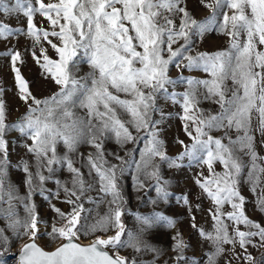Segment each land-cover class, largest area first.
Instances as JSON below:
<instances>
[{
  "label": "snow or ice",
  "instance_id": "6c2138e0",
  "mask_svg": "<svg viewBox=\"0 0 264 264\" xmlns=\"http://www.w3.org/2000/svg\"><path fill=\"white\" fill-rule=\"evenodd\" d=\"M201 4L211 11L203 20L191 16L184 0H35V4L33 0H0V15L22 13L27 20L25 34L33 38V44H40L43 38L58 57L52 59L43 47L40 56L32 53L48 74L45 78L50 77L59 89L38 99L17 67L18 61L23 63L21 53H5L11 57L16 87L26 112L16 122L6 123L5 103L0 99V220L5 222L0 227V246L10 243L7 231L17 239L27 237L28 242L20 248L19 264H157L163 250L149 243L146 233L157 224L175 228L177 221L160 211L151 215L136 212L132 215L138 227L128 229L122 220L125 199L120 177L127 171L124 165L131 167L130 161L134 162L137 190L145 187L140 179L142 173L155 181L157 197L167 202L170 181L161 175V164L169 169L180 168L185 158L207 167L208 174L201 172L195 183L215 206L214 210L209 209L214 233L197 229L195 216L191 217L192 227L214 249L204 253V264H217V258L226 251L225 244L233 246V253L238 244L246 264H264V254L257 259L247 247L264 248V226L246 215L245 197L239 190L245 169L246 182L254 194L264 174V165L257 164L264 157L256 151L253 134L258 131L264 143V51L260 50L264 46V0H201ZM37 14L48 22L50 30L37 26ZM218 17H222L219 22ZM213 30L229 38L227 49L187 54L192 51L193 35L202 38ZM17 33H24V29L11 27L0 19V39ZM49 37H55L58 43ZM82 63L88 65L89 71L78 75ZM170 66L178 70L199 69L206 78L186 77L181 71L173 79ZM178 84L186 85L183 91L174 90ZM3 91L0 89V96ZM160 96L180 105L183 131L191 140L185 144L177 139L184 150L175 157L167 154L160 139L157 125L161 120L152 119V113L161 112L157 106ZM203 102L217 105L218 110L200 107ZM78 109L84 110L82 115ZM253 113L258 121L255 129ZM163 115L161 112L162 118ZM12 130L31 141L22 147L34 163L21 157L15 165L24 173L27 192L23 195L8 179L11 160L7 134ZM217 131L223 135L212 134ZM108 140H114L121 148L143 141L140 159L135 160V149L126 152L130 160L106 152ZM84 144L94 149L86 157L78 151ZM59 145L66 150L63 155L58 151ZM74 156L80 157L81 167L75 166ZM108 156L121 163H111ZM244 156L250 158V163L244 161ZM217 162L223 165V172L215 171ZM63 168L71 173V187L67 181L55 178ZM82 168H87L88 178ZM51 180L57 190L49 194L45 183ZM60 190L64 193L62 203L71 206L67 213L51 202L53 198L60 199ZM37 192L58 218L50 231L41 230L47 222L40 217L33 200ZM177 200L189 205L187 195ZM85 202L93 207L86 208ZM225 204L232 209L226 214ZM257 206L264 212V188ZM224 215L233 222L231 235L229 225L221 218ZM240 225L249 230H241ZM110 231L113 234L109 235ZM80 234L94 238L84 245L78 242ZM42 235L63 242L48 251L37 243ZM255 237H259V244ZM172 240L173 259L177 264H188L185 250L189 244L180 232ZM121 249H131L133 255H121ZM143 252L153 253L154 258H138L136 254ZM236 259H240L239 254ZM191 264L201 262L191 258Z\"/></svg>",
  "mask_w": 264,
  "mask_h": 264
},
{
  "label": "rangeland",
  "instance_id": "374dc122",
  "mask_svg": "<svg viewBox=\"0 0 264 264\" xmlns=\"http://www.w3.org/2000/svg\"><path fill=\"white\" fill-rule=\"evenodd\" d=\"M45 2H54V0H45ZM35 4V0H33ZM184 6L191 14V16L197 20H203L206 17L211 15V11L205 8L201 4V0H184ZM0 19L5 20L11 27H21L24 29V33L14 34L7 39H0V89H3V94L0 96L5 103L6 109V123L12 124L16 122L25 112L26 105L20 100L18 89L15 83V74L12 71L11 67V57L5 55V53L11 51H19L22 55L23 63L17 62V67L20 68L21 74L29 82V88L32 94L38 99H43L45 97L51 96L54 92H57L58 86L54 81L48 77L42 68L36 63L33 58L32 53L35 52L36 56H40V48L43 47L47 49V54L52 59H58L53 49L46 40L41 39V43L38 45L33 44V38L26 35L27 32V20L22 13L13 14L10 17H3L0 15ZM218 22L222 20V17H218ZM34 22L39 28L50 30L48 22L40 17L38 14L34 17ZM179 17L176 18V24L179 25ZM53 42L58 43L55 37H49ZM183 43V41H180ZM229 45V38L226 35L220 34L218 31L213 30L206 32L204 36L198 37L193 35L191 49L192 51L187 54L195 55L197 52H215L218 50L227 49ZM178 45H174L177 47ZM260 50L264 51V46H260ZM41 63L43 60L41 59ZM89 71V67L86 63L81 64V71L78 75H83ZM183 72L184 76H191L197 79L206 78V74L199 69L187 70L182 69L178 70L175 66H170L169 75L175 79ZM229 84L231 82L229 81ZM186 85L178 84L175 91H183ZM170 91L173 89L170 88ZM157 106L163 112V118L161 117V112L152 113L153 120H161V123L157 125V128L160 129V139L164 141V147L169 156L175 157L181 153L184 149L183 146L177 143V139L183 140L185 144H190L191 140L183 131V122L179 118L183 114L180 105L173 104L171 101L166 100L163 96H160L157 99ZM200 107L204 109H212L213 111L218 110V106L211 104L210 102H203ZM81 115L84 110H77ZM256 114L253 113V128L257 126ZM133 134L136 135L135 130L133 129ZM214 136H222V131H217L212 133ZM256 137V151L260 157H264V143L261 142L260 133L254 131L253 133ZM143 135V132L140 133ZM232 137L235 138V131L231 133ZM7 139L10 141V160L11 165L8 169V179L14 183L19 192L23 195L27 192L26 186L23 184L24 173L17 167L16 164L19 163L21 157H24L29 160L30 164L34 163V160L31 156H25L26 149L22 147L23 143H31L30 140H27L25 137H21L18 132L15 130L9 131L7 134ZM227 143V141H224ZM144 142L140 141L138 144H126L123 148L115 143L114 140H108L105 143L106 152H114L121 157H124L125 160H130L129 156L126 155V152L129 150L135 149V160L140 159V150L143 148ZM58 151L61 155L66 151L62 145L58 146ZM80 153H83L85 157L89 152H93L94 149L84 144L79 147L78 150ZM73 159L76 162L77 167H81V159L79 156H74ZM108 159L111 163L120 164V161L115 160L114 157L108 156ZM246 163H250V158L248 156L243 157ZM158 161V158H157ZM131 167L124 165L127 168V171L122 177H120V185L122 187V192L124 195L125 203L123 204L124 215L122 220L125 223L126 227L131 230H135L138 227V222L135 219V216L132 213L139 212L142 215H151L154 211H160L164 214L174 218L177 223L175 228H167L163 224H157L152 229L146 233V238L157 248L163 250V255L157 261V264H163L164 261H168V264H177L173 259L175 253L172 251L173 240L172 236L176 232H180L183 236V239L186 243L189 244V247L185 250V256L188 258V264H191V258H195L197 261H200L201 264H204L206 257L204 256L205 252L214 251L211 243L200 237L197 229L202 228L205 232L214 233V221L211 218V213L209 209H215L213 202L202 193V190L196 185L195 178L199 176L201 172L206 176L208 174L207 167L196 162H190L187 158L182 162V167L169 169L166 164H161V175L164 179L169 180L170 183L167 185V190L171 193L168 198V201L165 202L159 197H157L155 191V181L151 179H146L144 175L140 174V179L144 181L145 187L143 189L137 190V187L134 183L133 176L136 175L135 172V163L131 162ZM258 165H264V160H258ZM215 171L223 172V165L220 163L214 164ZM35 171V169H32ZM86 178L87 177V168L81 169ZM247 169L244 170V173L241 177L239 190L241 194L245 197V213L246 215L254 222L264 226V212L260 211L257 206V198L261 194V189L264 188V174H262V183L261 186L257 188L256 193L254 194L251 191V185L246 182L247 179ZM45 175H48L44 171ZM56 179L61 181H67L68 186L71 187V173H69L66 168L60 169L55 174ZM45 187L50 190V193H54L57 190L54 180L47 181ZM94 195V194H93ZM187 195L189 199V205H185L182 200H177V197ZM64 199V193L60 190V199H52V203L57 207L61 208L64 212H69L71 206L65 203H62ZM33 200L37 205V211L40 214V217L47 222V225H41V230L47 228L50 231V226L52 223L56 222V214L49 207L48 201H45L43 197L37 192L33 196ZM155 200L156 203L153 204L151 201ZM199 205V208H197ZM189 206L191 207V212H189ZM86 208H91L93 205L85 202ZM104 211V207L101 206V212ZM223 211L225 214L229 211H232L231 206L225 204ZM21 215L23 214V209H20ZM84 215V214H82ZM94 215V213L92 214ZM195 216V224L197 229L192 227L191 217ZM55 218V219H54ZM225 223L229 225V234L233 233V222L227 219V216L224 215L221 217ZM91 222V217H90ZM5 222L0 220V227H4ZM59 226V224H57ZM241 230L248 231L244 225L239 226ZM255 230V229H251ZM109 235L113 234L111 231ZM6 235L10 238V243L7 246H0V264H19L17 255L20 252V248L24 243L28 242L27 237L17 239L12 235L10 231L6 232ZM96 235H104L103 233H97ZM93 236H85L80 234L79 241L81 240L86 242L93 239ZM254 241L259 244V237L253 238ZM63 241L56 240L52 241L47 236H41L37 243L45 248V250L52 251L55 247L59 246ZM225 253L217 258V264H228V261H231V264H246L243 260V250L239 248V245H236L235 253L231 251L232 245L225 244ZM248 252L255 258H260L264 254V248L256 247L253 248L251 245H248ZM121 255L130 256L133 255L131 249H121ZM236 254L240 255V259H236ZM138 258L150 261L154 258V254L151 252H143L136 254ZM180 264H184L183 261Z\"/></svg>",
  "mask_w": 264,
  "mask_h": 264
},
{
  "label": "bare ground",
  "instance_id": "6f19581e",
  "mask_svg": "<svg viewBox=\"0 0 264 264\" xmlns=\"http://www.w3.org/2000/svg\"><path fill=\"white\" fill-rule=\"evenodd\" d=\"M80 243H81V244H85V245H86V244H88V243H89V241H86V242H84V241H82V240H81V241H80Z\"/></svg>",
  "mask_w": 264,
  "mask_h": 264
},
{
  "label": "water",
  "instance_id": "95a60500",
  "mask_svg": "<svg viewBox=\"0 0 264 264\" xmlns=\"http://www.w3.org/2000/svg\"><path fill=\"white\" fill-rule=\"evenodd\" d=\"M80 243V242H79ZM85 245V244H84ZM19 255H20V252H19V254L17 255V257H18V260H19Z\"/></svg>",
  "mask_w": 264,
  "mask_h": 264
}]
</instances>
